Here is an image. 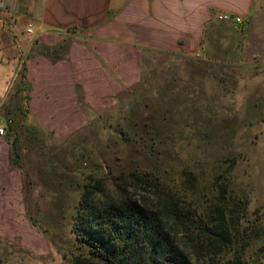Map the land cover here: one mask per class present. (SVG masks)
<instances>
[{
  "label": "rangeland",
  "instance_id": "1",
  "mask_svg": "<svg viewBox=\"0 0 264 264\" xmlns=\"http://www.w3.org/2000/svg\"><path fill=\"white\" fill-rule=\"evenodd\" d=\"M253 30L254 47L238 64L146 53L139 81L127 86L120 80L113 93L105 86L102 111L88 104L71 114L77 126L65 129L8 112L17 101L20 50L14 33L0 31L7 46L2 58L16 68L0 115L25 121L18 164L8 149L0 264H71L79 253L72 214L89 176L104 178L111 194L133 195L147 207L160 201L153 186L188 193L199 206L225 187L247 196L250 210L264 220V41L258 39L264 34L259 24ZM131 172L153 186L137 184Z\"/></svg>",
  "mask_w": 264,
  "mask_h": 264
},
{
  "label": "crops",
  "instance_id": "2",
  "mask_svg": "<svg viewBox=\"0 0 264 264\" xmlns=\"http://www.w3.org/2000/svg\"><path fill=\"white\" fill-rule=\"evenodd\" d=\"M223 13L241 20L218 19ZM254 24L264 34V0H0V31L14 33L20 50L17 101L8 112L31 114L51 129L76 127L73 112L88 104L102 111L105 86L113 93L119 92L120 80L127 86L139 81L146 53L238 64L254 47ZM2 46L0 105L16 73L2 58ZM3 118L12 119L18 132L25 125ZM13 139L0 136V195L9 190L7 156ZM21 140L18 136L16 145ZM15 187L21 193V186ZM5 202L0 196V209Z\"/></svg>",
  "mask_w": 264,
  "mask_h": 264
},
{
  "label": "trees",
  "instance_id": "3",
  "mask_svg": "<svg viewBox=\"0 0 264 264\" xmlns=\"http://www.w3.org/2000/svg\"><path fill=\"white\" fill-rule=\"evenodd\" d=\"M15 126L7 135L14 138L18 164ZM132 179L153 186L147 179ZM153 187L160 201L147 207L133 195L111 194L104 178L89 176L72 214L79 253L71 264H264V220L250 210L247 196L216 186L211 202L199 206L187 192L183 197L165 186Z\"/></svg>",
  "mask_w": 264,
  "mask_h": 264
},
{
  "label": "built area",
  "instance_id": "4",
  "mask_svg": "<svg viewBox=\"0 0 264 264\" xmlns=\"http://www.w3.org/2000/svg\"><path fill=\"white\" fill-rule=\"evenodd\" d=\"M231 18L235 22H240V20H241L240 17H237V16L231 17L227 13H223V14L218 15V19H220V20H229ZM11 124H12V119L0 117V136H5L7 134V129Z\"/></svg>",
  "mask_w": 264,
  "mask_h": 264
}]
</instances>
